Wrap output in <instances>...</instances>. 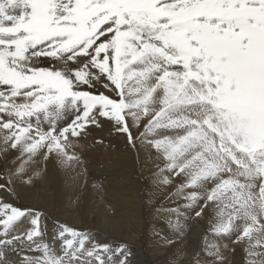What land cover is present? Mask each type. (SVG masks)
<instances>
[{"label":"snow or ice","instance_id":"snow-or-ice-1","mask_svg":"<svg viewBox=\"0 0 264 264\" xmlns=\"http://www.w3.org/2000/svg\"><path fill=\"white\" fill-rule=\"evenodd\" d=\"M111 138L169 264H264V0H0V264H132L25 203L55 173L114 215L86 159Z\"/></svg>","mask_w":264,"mask_h":264},{"label":"bare ground","instance_id":"bare-ground-1","mask_svg":"<svg viewBox=\"0 0 264 264\" xmlns=\"http://www.w3.org/2000/svg\"><path fill=\"white\" fill-rule=\"evenodd\" d=\"M86 159L88 168L93 170V180L108 189V200L115 206L114 215L105 211L91 190L73 207L62 178L55 173L25 203L36 205L47 215L53 212L58 220L68 221L72 227L92 231L101 241L127 244L132 252V264H169L172 250L163 249L157 240V230L167 231L166 225L148 203L149 188L153 185L147 173L143 180L138 177L133 158L126 153L123 142L111 138L108 146L94 147ZM158 199L162 201L163 197ZM67 205L71 206L70 211ZM202 230V226L193 225L192 239Z\"/></svg>","mask_w":264,"mask_h":264},{"label":"rangeland","instance_id":"rangeland-1","mask_svg":"<svg viewBox=\"0 0 264 264\" xmlns=\"http://www.w3.org/2000/svg\"><path fill=\"white\" fill-rule=\"evenodd\" d=\"M89 173H90V177L91 179L93 180V173H92V168L89 167ZM67 209L70 211L71 210V206L70 205H67ZM50 215V216H49ZM55 217V218H54ZM53 218V219H52ZM57 218H59L56 214H54L53 212L51 214H48V218L46 219L45 223L48 225V230H49V233L54 229V221L55 220H58ZM54 220V221H53ZM61 222H64V223H68V224H71L69 223L68 221H65V220H59ZM52 224V225H51ZM50 228V229H49ZM94 230V229H93ZM100 232V231H99Z\"/></svg>","mask_w":264,"mask_h":264}]
</instances>
